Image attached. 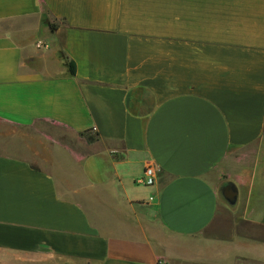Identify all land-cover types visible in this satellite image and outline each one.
<instances>
[{
  "label": "crops",
  "instance_id": "1",
  "mask_svg": "<svg viewBox=\"0 0 264 264\" xmlns=\"http://www.w3.org/2000/svg\"><path fill=\"white\" fill-rule=\"evenodd\" d=\"M259 157L264 0H0V264H264Z\"/></svg>",
  "mask_w": 264,
  "mask_h": 264
},
{
  "label": "rangeland",
  "instance_id": "2",
  "mask_svg": "<svg viewBox=\"0 0 264 264\" xmlns=\"http://www.w3.org/2000/svg\"><path fill=\"white\" fill-rule=\"evenodd\" d=\"M19 131L21 134H27L34 138H47L58 142H62V143L65 142L71 144L75 142V138L72 133L64 129H61L59 127L52 126L50 124H39L34 128H30L26 130H21V129L16 130V132ZM259 160L261 162L260 165L261 173H264V157L263 158L259 157ZM263 180L264 179H262V183H264Z\"/></svg>",
  "mask_w": 264,
  "mask_h": 264
},
{
  "label": "water",
  "instance_id": "3",
  "mask_svg": "<svg viewBox=\"0 0 264 264\" xmlns=\"http://www.w3.org/2000/svg\"><path fill=\"white\" fill-rule=\"evenodd\" d=\"M221 196L227 206L234 208L238 203V188L232 182L225 183L221 188Z\"/></svg>",
  "mask_w": 264,
  "mask_h": 264
},
{
  "label": "built area",
  "instance_id": "4",
  "mask_svg": "<svg viewBox=\"0 0 264 264\" xmlns=\"http://www.w3.org/2000/svg\"><path fill=\"white\" fill-rule=\"evenodd\" d=\"M155 182V170L153 166L149 165L144 171V178L140 181L141 184L152 186Z\"/></svg>",
  "mask_w": 264,
  "mask_h": 264
},
{
  "label": "trees",
  "instance_id": "5",
  "mask_svg": "<svg viewBox=\"0 0 264 264\" xmlns=\"http://www.w3.org/2000/svg\"><path fill=\"white\" fill-rule=\"evenodd\" d=\"M50 26H51V30H52V31H55V30H56V29L54 28L53 25H50ZM68 68H69V74H70L71 76H75V74H76V67H75V64H74L73 62H71V63L69 64Z\"/></svg>",
  "mask_w": 264,
  "mask_h": 264
}]
</instances>
